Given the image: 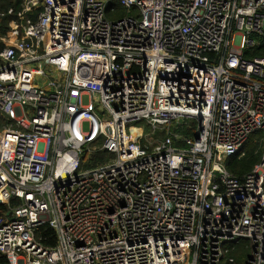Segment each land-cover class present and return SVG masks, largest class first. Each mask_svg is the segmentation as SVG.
<instances>
[{"label":"built area","instance_id":"1","mask_svg":"<svg viewBox=\"0 0 264 264\" xmlns=\"http://www.w3.org/2000/svg\"><path fill=\"white\" fill-rule=\"evenodd\" d=\"M7 13L0 256L264 264V144L246 175L224 164L251 135L264 141V57H243L264 35V0H23ZM142 120L166 136L128 132ZM98 151L104 160L83 168ZM45 225L54 245L37 237Z\"/></svg>","mask_w":264,"mask_h":264},{"label":"trees","instance_id":"2","mask_svg":"<svg viewBox=\"0 0 264 264\" xmlns=\"http://www.w3.org/2000/svg\"><path fill=\"white\" fill-rule=\"evenodd\" d=\"M23 0H0V12L9 10V8L14 7L16 11L20 9ZM38 9L37 11H39ZM1 17V16H0ZM12 18V15L7 13L2 17L4 28H6L7 22ZM253 43L244 49L243 57L248 60H252L256 57H264V35L253 34ZM164 132L162 131L161 137H163ZM261 133H255L251 138L247 140L244 144L241 155H235L228 157L225 160L227 170L231 172L234 176L242 177L247 173L251 172L254 166L259 162L262 155V147L260 146L259 139ZM154 138H158L155 137ZM243 152V154H242ZM107 155L106 151H98L96 153H87L83 155V168H93L97 163L104 160V156ZM14 203V201H12ZM9 211L8 205H0V215L4 212ZM37 237L47 245H54L56 243V235L52 228L48 226H43L37 231ZM249 254L248 242L242 241L238 244L235 256L239 263L243 262L244 259ZM0 264H10L7 257L0 256Z\"/></svg>","mask_w":264,"mask_h":264},{"label":"rangeland","instance_id":"3","mask_svg":"<svg viewBox=\"0 0 264 264\" xmlns=\"http://www.w3.org/2000/svg\"><path fill=\"white\" fill-rule=\"evenodd\" d=\"M117 9L123 15L124 14H128V12L126 10L124 11L121 7H118ZM84 101L86 103L89 102V100H88L87 97L84 98ZM96 110L103 117H105V118L109 117V115L107 113L103 112L100 104H98V103H96ZM192 125L194 127H196V123L195 122H192ZM132 128L135 129V130H137V131H141L142 132V134H143L142 141L143 142L149 141V142H152V143H156L157 140L164 138L166 136V133H167L166 130H161V129H157L154 132V130L152 129V127L150 126V124L147 121H144V120L137 121L135 123H132V124L128 125V127H127L128 132H130V129H132ZM173 128H174V125L172 126V129ZM162 131L164 132L163 137H161ZM154 136L155 137H158V138L155 139ZM41 148H42V146H41ZM108 156H110V155H108Z\"/></svg>","mask_w":264,"mask_h":264},{"label":"crops","instance_id":"4","mask_svg":"<svg viewBox=\"0 0 264 264\" xmlns=\"http://www.w3.org/2000/svg\"><path fill=\"white\" fill-rule=\"evenodd\" d=\"M11 8L14 9L15 13H17V12L20 10V9H19L18 11H16L14 7H11ZM11 8H9V10H10ZM7 12H8V10H7ZM7 12L2 11V12H0V14H1V13H4V15H5ZM7 14H8V15H12V14H9V13H7ZM4 15H3V16H4ZM3 16L0 17V22H1V24L3 25V27H4L3 19H2ZM33 16H34V15H33ZM13 17H14V15H12V18H11V19H13ZM11 19H9L8 22H9ZM8 22H7V25H8ZM7 25H6V27H7ZM3 27H2V28H3Z\"/></svg>","mask_w":264,"mask_h":264},{"label":"bare ground","instance_id":"5","mask_svg":"<svg viewBox=\"0 0 264 264\" xmlns=\"http://www.w3.org/2000/svg\"><path fill=\"white\" fill-rule=\"evenodd\" d=\"M189 134V133H188ZM190 135V134H189ZM252 137V135L249 137V138H251ZM248 138V139H249ZM247 142V141H246ZM259 143H260V146L262 147L263 146V144H264V141H263V133H261V135H260V139H259ZM244 146V145H243ZM243 148V147H242ZM242 148H241V150H242ZM241 153V152H240ZM239 153V154H240ZM239 154H234V155H232V156H235V155H239ZM231 157V156H230ZM227 159V158H226ZM225 159V160H226ZM224 164H225V161H224ZM225 166H226V164H225ZM255 167V166H254ZM227 168V167H226ZM252 171V170H251Z\"/></svg>","mask_w":264,"mask_h":264},{"label":"water","instance_id":"6","mask_svg":"<svg viewBox=\"0 0 264 264\" xmlns=\"http://www.w3.org/2000/svg\"><path fill=\"white\" fill-rule=\"evenodd\" d=\"M182 121V120H181Z\"/></svg>","mask_w":264,"mask_h":264}]
</instances>
